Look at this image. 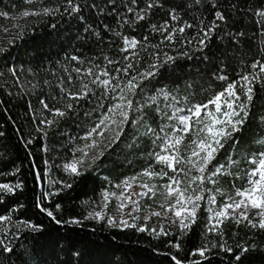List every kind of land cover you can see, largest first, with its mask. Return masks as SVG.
I'll use <instances>...</instances> for the list:
<instances>
[{"label":"trees","instance_id":"16d2710c","mask_svg":"<svg viewBox=\"0 0 264 264\" xmlns=\"http://www.w3.org/2000/svg\"><path fill=\"white\" fill-rule=\"evenodd\" d=\"M75 2L82 8L80 13L65 12L67 0H33L31 4L27 0H0V12L8 13L6 17L0 16V36L3 29H9L0 42V133H3L0 135V183L22 184V188L13 193H0V215H11L14 222L24 220L41 226L40 231L32 232L25 227L17 230L12 224L5 225L8 231L0 233V240L12 251L6 252L0 246V264H174L172 256L187 264L200 259L191 253L206 240L217 244L210 255L211 264H232V253L226 254L224 249L238 251L241 246L248 249L244 264H264V230L248 224L227 223L222 226V236L206 234L210 213L203 206L198 210L197 223L182 237L168 222H160L156 229L163 226L172 235L156 238L149 227V231L140 232L136 228L107 227L89 220V214L101 204L105 192H114L117 185L131 177H137L135 183L147 182L141 175L145 170L159 171L164 167L155 156L161 151L160 142L154 145L153 138L143 135V124L158 131L159 124L169 121L161 120L156 106L149 104L143 110L141 121L135 126L126 125L119 141L86 167L82 176L76 177L63 165L71 162L74 155H80L74 153V149L84 146L81 137L106 111L112 102L111 94L102 99L104 107L99 108L104 89L91 85L96 95L74 102V109L65 117H56L51 125L40 124L41 119L52 120L53 115L39 102L44 99L50 107L64 108L66 101L60 98L58 87L61 78L67 76L64 69L81 66L71 60L72 56L84 61L83 67L92 62L110 71L128 62L123 59L125 55L132 61L131 51L121 52L124 44L116 35L119 32L140 41L148 37L144 41L147 51L137 49L143 57L136 65L140 71L149 62L163 63L154 79L144 81V92L136 98L141 104L162 88L179 101L176 107L206 103L226 86L227 82L219 80L218 76H227L228 82L237 80L251 70L253 60L261 58L264 35L258 31L256 21L260 18L255 12L264 10V0H201L199 4L196 0H156L157 6L149 11L146 20L135 21L134 14L127 13L128 19L135 22L123 26L117 23L115 14L108 15L110 0ZM146 2L137 0V10L143 9ZM93 3L98 5L97 9L91 7ZM128 3L129 0H117V12H124V5ZM212 3L226 14L227 24H221L208 46L201 50L196 42L197 33L214 19ZM45 7L59 8V11L51 15H20L25 10L39 11ZM99 8L104 9L103 15ZM173 11L179 20H171L169 13ZM165 21L177 28L183 27L185 21L194 27L186 28L182 35L177 34L178 42L161 43L163 36L159 31L154 32L151 25L159 27ZM105 24L110 30H105ZM229 32L232 35L226 36ZM240 32L245 35H237ZM157 44L159 48L152 47ZM153 53H159V60ZM165 53L175 60L164 63ZM105 57L120 63L108 65ZM10 69H15V76ZM73 76V83H78L75 73ZM255 92L242 130L234 134V142L230 140L225 144L209 165V169L213 165H224V170L213 177L217 183L208 187L225 192H232L234 185L241 187L243 179H235V176L243 177L251 167L247 159L264 151V144L259 142L264 140V88L257 83ZM164 103L161 97L160 106ZM167 111L171 115V109ZM85 112L91 115L86 116ZM232 160L237 163L230 164ZM58 181L72 186L65 188ZM47 193L54 195L47 197L44 206L63 221L79 219L81 224H56L42 213L36 204ZM222 201L217 195L216 205ZM177 240L181 244L179 250L172 247Z\"/></svg>","mask_w":264,"mask_h":264},{"label":"snow or ice","instance_id":"6c2138e0","mask_svg":"<svg viewBox=\"0 0 264 264\" xmlns=\"http://www.w3.org/2000/svg\"><path fill=\"white\" fill-rule=\"evenodd\" d=\"M33 0H27L31 4ZM201 0H196L199 4ZM111 8L108 15L117 17V23L123 24L133 23L135 21L146 20L149 11L156 7V0H147L143 9L137 10V0H129L127 5H124V12H117V0H110ZM214 11V19L197 33L199 37L196 42L201 46V50L208 46L215 32L221 27V24H227L226 14L220 10V7L212 3ZM93 9H97L98 5L93 3ZM235 9V5H233ZM99 13L104 14V9L99 8ZM59 8L50 9L42 8L39 11L25 10L20 15L28 17L30 15H51L58 12ZM80 13L82 8L75 0H67V7L65 12ZM127 13L134 14L135 21L128 19ZM255 15L259 17L256 21L260 35H264V10H257ZM0 16H8L7 12H0ZM171 20H179L180 17L173 11L169 13ZM83 19V17H80ZM203 24V21L200 22ZM18 26V25H17ZM194 25L184 22L183 27H175L169 25L167 21L157 27L151 25L152 30L159 31L163 36L161 43L165 42H178V35L183 34L187 29L193 28ZM105 30H110L107 24L104 25ZM88 29L86 28L85 31ZM5 32L9 29L5 28ZM99 36V33H95ZM123 41L124 47L121 52L127 53L131 51L132 61L129 56L125 55L123 59L128 61L123 67H116L114 71H110L107 67L101 68L100 65L89 62V66L83 67L84 61L79 57L72 56V61H77V67L65 68L67 73L66 78H61L58 85L60 89V98L65 100L64 108L50 107L49 104L41 99L39 102L44 110H47L53 115L52 120L41 119L40 124H53L56 117H65L68 111L74 109V102L79 103L81 100L95 96L96 93L91 87L104 89L101 97L99 98L98 107L103 108L104 104L102 99L111 94L112 102L108 105L107 109L97 119L95 126L90 128L84 137L85 141L83 147L74 149L79 152V156H75L71 162L63 165L66 171L72 175L79 177L84 174V169L90 165L86 164L89 159L94 163L99 159L108 147L119 141L120 137L125 133V126L131 123L135 126L139 123L143 116V110L146 106L155 105V111L160 114L161 120H167L169 123H161L157 128H154L147 123L143 124L145 131L143 135L153 138L152 143L155 145L160 142L161 151L156 152L155 156L157 162L164 167L159 171L145 170L141 175L142 177H167L168 183L162 185L163 191L160 193L164 197V203L160 204L161 210H152L148 212L143 219L148 220L151 217L164 218L167 220L169 226H175L178 229L179 236H184L192 230L193 225L197 223V213L201 207H205L208 213L212 215L208 217L209 224H206V234L215 233L216 235H223V228L225 221L231 220L237 224L247 222L253 228L264 230V151L258 154H253L247 159V163L251 166L244 176H235V179H243L244 183L241 187L233 186L232 192H225L220 188L208 187V185H215L217 181L213 177H217L224 170V165H213L209 169V165L216 159L217 154L225 147L230 140L234 142V134L242 130L243 125L249 117L251 107L253 105L254 97L256 95L255 87L259 83L261 88H264V50L261 52V58L255 59L250 64V71L240 75L239 79L228 82V77L220 75L217 78L226 81V86L214 96L208 99L206 103H199L186 107H176L179 103L175 96L165 89H160L155 96L149 97L145 104H141L138 99L139 95L144 92V81L154 79L157 75L159 68L163 63L149 62L143 71L136 67L143 59L140 51H147V46L144 41L148 37H144L143 41L137 40L135 37H128L122 33H116ZM226 36L232 34L225 33ZM237 35L244 36L245 33L240 32ZM192 43V40H188ZM264 43V41H262ZM154 48H159L160 45H153ZM156 60H159V53H153ZM164 63L173 62L174 57L164 54ZM108 65L119 64L120 61L108 59ZM99 69V71H97ZM13 76L16 75L15 69H10ZM75 73V80L78 82L73 83ZM104 77V78H101ZM45 83H49L45 81ZM35 87V85H34ZM165 101L163 107L160 106V98ZM53 99H56L53 97ZM187 99V98H185ZM171 100V102H169ZM168 109H171L169 115ZM133 113H140L141 116L133 117ZM85 115H91L90 112H85ZM38 130L43 131L38 127ZM162 134V135H161ZM3 135V133H0ZM97 137L99 139H97ZM186 140L188 141L186 143ZM88 141H91L90 143ZM107 142V143H105ZM264 144V140L259 141ZM99 149L98 154H94L95 150ZM185 153V154H182ZM232 160L230 164H236ZM170 170V172L168 171ZM231 175V173H227ZM137 181V177H131L117 185V188H123L119 194L116 192H105L103 207H108L109 197H116L119 201L116 206V212L123 214L124 210L131 205L127 215L132 217L133 220H139V215L133 216V213L141 211L140 198L149 197L154 198L157 196V186L147 182L141 183L139 187L142 191L133 190V184ZM57 183L63 184V187L70 188L72 185L58 181ZM22 188V184L16 183L15 185L8 183H0V193H13L15 190ZM54 193H47L43 199H38L36 207L45 213L56 224L72 223L79 225V219L70 221H63L57 217L53 210L44 206V201L48 196ZM217 195L223 198L222 203L218 207H213L217 204ZM2 202V197H0ZM127 202V203H126ZM22 207V206H21ZM58 210L59 205H55ZM171 214V215H169ZM92 218L105 219L107 213L93 212L89 214ZM106 223L111 227L123 226L136 228L140 232L149 231L148 226H138L136 223L130 224L128 219L123 215L119 219L115 217H108ZM7 224H12L13 227L19 230L25 227L32 232L41 230V226L31 223L30 221L17 220L13 221L11 215H0V233L6 234L8 229L4 227ZM150 231L160 238L161 236H169L172 233L161 226L159 230L155 227ZM0 246L4 251L11 252L12 248L4 244L0 240ZM172 247L179 250L181 244L179 240L172 244ZM217 248V244L205 241L201 247L197 248L191 255L198 256L200 259L188 261L187 264H211L210 255L212 250ZM225 253H232V264H244L246 253L248 249L240 247L238 251L232 248H225ZM174 264H185L184 260L179 259L177 256L171 257Z\"/></svg>","mask_w":264,"mask_h":264},{"label":"rangeland","instance_id":"374dc122","mask_svg":"<svg viewBox=\"0 0 264 264\" xmlns=\"http://www.w3.org/2000/svg\"><path fill=\"white\" fill-rule=\"evenodd\" d=\"M7 32L4 31L3 29V34H6ZM2 35L0 36V42L2 40ZM97 139H99L97 137ZM89 143L91 141H88ZM107 143V142H105ZM99 153V149H96L95 150V153L94 154H98ZM97 160V159H96ZM93 162L91 159H89L88 161H86V164L87 165H91ZM170 171V170H169ZM68 173H70L68 171ZM71 174V173H70ZM146 178V177H145ZM147 179V183H150V184H155L157 186V196L154 197V198H149V197H143V198H140V204H141V211L139 213H133V216L135 215H139L141 217V219L139 220H133L132 217L128 216L127 215V212L130 210L131 208V205L129 204L128 205V208H126L123 212V214L121 213H117L116 212V206L118 205L119 201L116 199V197H109V200H108V207L107 208H104L103 207V204H104V198L101 202V204L99 206H97L96 208H94L92 210L91 213L93 212H105L107 213V215L105 216V219L104 220H101L99 218H92L90 215L88 216V219L91 220V221H94V222H97V223H104L107 227H111L109 226L107 223H106V220L108 219V217H115L117 219L120 218L121 215H123L124 218L128 219L129 223L132 224V223H136L138 226H142V225H147L150 229L157 226V224H159L160 222H167L166 219L164 218H157V217H151V219H148V220H144L143 217L150 211L152 210H161L160 209V204L161 203H164V197L160 194L162 191H163V188H162V185L168 183V178L167 177H163V178H160V177H152V178H146ZM141 183H134L133 184V190L135 191H142L143 189H141L139 187ZM121 191H125V189L123 188H118L116 189L114 192H116L117 194H119ZM127 203V202H126ZM213 207H218L217 205H213ZM171 215V214H169ZM212 214L210 213V216ZM227 223H232L234 225H243V224H247V222H244V223H240V224H237L231 220H228V221H225L224 224H227ZM118 228H125L123 226H117ZM223 228V227H222Z\"/></svg>","mask_w":264,"mask_h":264}]
</instances>
